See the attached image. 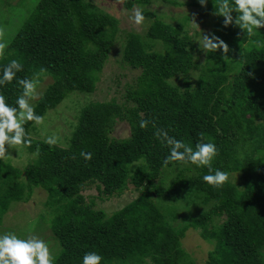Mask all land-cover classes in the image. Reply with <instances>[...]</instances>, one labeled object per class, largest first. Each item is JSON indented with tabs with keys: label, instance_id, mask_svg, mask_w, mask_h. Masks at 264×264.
<instances>
[{
	"label": "trees",
	"instance_id": "trees-1",
	"mask_svg": "<svg viewBox=\"0 0 264 264\" xmlns=\"http://www.w3.org/2000/svg\"><path fill=\"white\" fill-rule=\"evenodd\" d=\"M158 1L194 10L209 24L206 35L229 51L199 50V33L185 28L191 15L166 21V12L147 7L153 0H38L8 40L0 66L17 59L19 78L37 86L51 79L33 105L42 116L69 93H92L118 40L117 62L137 75L124 99L83 105L64 145L50 147L35 137L33 122L25 124L31 144L19 148L28 155L22 167L0 161V225L13 202H28L41 188L53 208L37 221L50 229L54 264H81L88 251L102 255V264H196L181 245L189 228L212 245L202 264H264V28L248 35L225 26L216 13L219 0ZM118 4L143 9L139 30L120 29ZM21 91L15 80L0 88L11 105ZM123 123L128 134L114 135ZM163 132L193 147L214 143L212 168L228 172L229 181L209 185L202 180L208 169L191 164L179 168L193 171L188 179L168 178L183 163H163L169 153ZM129 185L138 196L109 215L81 194L94 187L101 197H114ZM181 191L199 203L178 224L175 206L160 208L157 200L175 203Z\"/></svg>",
	"mask_w": 264,
	"mask_h": 264
},
{
	"label": "rangeland",
	"instance_id": "rangeland-1",
	"mask_svg": "<svg viewBox=\"0 0 264 264\" xmlns=\"http://www.w3.org/2000/svg\"><path fill=\"white\" fill-rule=\"evenodd\" d=\"M37 1L38 0H0V42L7 44L8 40L27 20ZM97 1L100 5L104 4V0ZM118 7L120 9H118ZM135 7L136 6L133 8ZM147 7L151 10H156V12H166L168 16H171L170 18L166 17L165 19L169 22H174L176 19L180 20V17L178 16L180 13L190 14L191 17L189 18V21L186 22L187 25H185V28L191 35L195 32L199 33V35L195 37V42L198 45V49H202L203 35H206L209 24L203 19L198 18L194 10H191L192 13L187 6L172 7V5L163 4L158 0H153V3ZM132 9L126 10L123 9L120 4L117 5V12L120 20L119 27L121 30L134 29L137 31L140 29L141 26H137L129 20ZM120 50V40H118L115 42L113 53L111 54L109 61L105 64L103 73L101 74L100 80L96 84L94 91L92 93H69L58 106L49 110L44 115L45 121L43 125L34 124V127L36 128L35 132H37L35 137L45 139L46 135H56L59 139L58 144L60 146L64 145L72 130V124L76 121L78 111L83 105L90 101L109 100L111 97L117 100L124 99V96L126 95V87H128L127 84L134 81L137 71L120 67V63L117 62L120 56ZM50 81V77H44L42 82L37 86L38 91L41 93ZM35 101L36 100L32 102L33 105ZM31 134H33V132ZM127 134L128 128L124 123L120 124L114 132V135L118 137H124ZM33 136L34 135H32V137ZM19 148L20 146L13 147L12 149L6 148L10 153V157L2 158L0 161L4 164L8 161L14 166L17 165L19 168L22 167L28 155L24 150H20ZM184 166L185 164L179 165L176 169L177 172H175L177 174L175 175V173H172L168 178L177 179V175L180 173L182 179H188V177L193 174V171L179 169ZM179 186L180 184L178 187ZM139 192L140 191L132 185H129L121 195L114 197H101L94 187L86 189L81 194L86 202L93 201L94 208L102 209L109 215L138 196ZM47 195L48 193L45 190L39 188L35 189L28 202H13L2 216L0 232H4V227H7L8 231L18 233L21 237H26L30 234L37 235L49 243L52 254H54L57 247L55 242L51 239V232L48 224L45 223V225H43L42 223H39L40 221H37L39 214H47V212L53 208L44 204L48 199ZM181 196V200H178L175 203H171L164 198H159L157 200L160 208H173V206H175L173 209L177 211V214L179 213V220L175 221L178 224H181L179 221L182 216L196 211L195 205L199 203L198 198L193 199L191 197L193 200L191 201L183 191H181ZM200 206L203 209L209 207V205L203 204H200ZM181 245L184 250L189 253L190 258L193 259L196 264H202L207 257V252L212 248V245L199 236L197 230L191 228L185 232V236L181 240ZM262 255L264 257V250Z\"/></svg>",
	"mask_w": 264,
	"mask_h": 264
},
{
	"label": "clouds",
	"instance_id": "clouds-1",
	"mask_svg": "<svg viewBox=\"0 0 264 264\" xmlns=\"http://www.w3.org/2000/svg\"><path fill=\"white\" fill-rule=\"evenodd\" d=\"M201 5L206 0H200ZM236 16L233 17V13ZM216 13L224 18L225 26L233 24L238 26L248 35L259 32L264 28V0H219ZM129 20L137 26L145 23L146 17L141 7L131 10ZM203 47L210 51H229L228 45L214 34L209 37L203 35ZM6 44L0 42V57L4 55ZM23 71V64L17 59H11L0 66V88L14 80L22 91L15 99V104L7 102L5 95L0 94V159L7 154V149L17 146H29L31 140L26 131L25 124L33 122L43 125L45 117L35 112L33 101L41 93L38 91L37 81L32 78H19L17 73ZM146 121H141L144 127ZM162 136L169 153L164 158L165 165L170 162L191 164L196 167H206L208 174L203 175V182L214 187H222L229 181V173L220 169L213 170L212 161L218 154L217 146L212 142H198L195 146L186 144L183 140L169 136L166 132L158 133ZM59 142L56 135H46L44 143L55 146ZM7 146V149H6ZM33 157L39 155V149L32 153ZM91 152H82L84 160L92 159ZM49 243L37 235L30 234L26 237L18 236L13 231L0 232V264H54ZM103 257L96 251L85 252L81 264H102Z\"/></svg>",
	"mask_w": 264,
	"mask_h": 264
}]
</instances>
